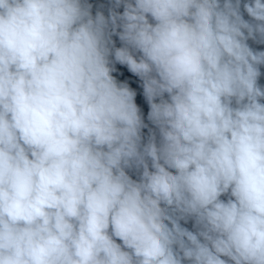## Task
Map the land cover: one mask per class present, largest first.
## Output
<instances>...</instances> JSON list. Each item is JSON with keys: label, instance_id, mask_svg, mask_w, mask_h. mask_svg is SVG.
Instances as JSON below:
<instances>
[{"label": "clouds", "instance_id": "1", "mask_svg": "<svg viewBox=\"0 0 264 264\" xmlns=\"http://www.w3.org/2000/svg\"><path fill=\"white\" fill-rule=\"evenodd\" d=\"M0 264H264V0H0Z\"/></svg>", "mask_w": 264, "mask_h": 264}]
</instances>
